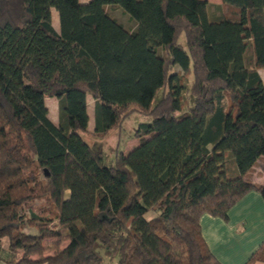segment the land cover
Listing matches in <instances>:
<instances>
[{"label": "trees", "instance_id": "obj_1", "mask_svg": "<svg viewBox=\"0 0 264 264\" xmlns=\"http://www.w3.org/2000/svg\"><path fill=\"white\" fill-rule=\"evenodd\" d=\"M220 2L214 19L210 0H0L6 263L221 264L200 217L264 199V0ZM87 95L97 137L150 117L112 165L82 137ZM257 261L264 240L244 264Z\"/></svg>", "mask_w": 264, "mask_h": 264}, {"label": "crops", "instance_id": "obj_2", "mask_svg": "<svg viewBox=\"0 0 264 264\" xmlns=\"http://www.w3.org/2000/svg\"><path fill=\"white\" fill-rule=\"evenodd\" d=\"M79 1L87 2L88 0ZM261 72L264 73V69L258 70L264 86ZM89 97L92 99L94 105L93 98L87 95L88 131L91 130L90 127H94L93 106L90 110ZM49 102L56 105L57 99L45 97L48 117L53 123L57 124L58 120H53L49 114ZM137 143L138 140L135 137L127 139L123 152L129 150ZM199 223L203 239L211 253L221 264H244L264 240V199L258 192L249 191L227 211V219L203 214L200 217ZM7 247L8 239H0V253L2 257L0 264H27L23 262L6 263L3 257L6 255ZM30 258L34 259L36 256H31ZM253 264L264 263L257 261Z\"/></svg>", "mask_w": 264, "mask_h": 264}, {"label": "rangeland", "instance_id": "obj_3", "mask_svg": "<svg viewBox=\"0 0 264 264\" xmlns=\"http://www.w3.org/2000/svg\"><path fill=\"white\" fill-rule=\"evenodd\" d=\"M211 5L209 6V12L211 18H218L222 14V7L220 0H210ZM106 11L113 17H115L120 23L124 25V27H134V22L131 16L123 10L121 7L112 8L110 6L105 7ZM51 22L56 30L59 28L58 15L55 9H51ZM178 71V67H175ZM262 77L264 79V73H262ZM161 94L158 93L157 99ZM55 99V97H54ZM88 103L90 106V110L93 106L92 99L88 98ZM49 114L53 120H58V105H53V103L49 102ZM150 121V117L144 116L138 112H133L129 114L128 117L122 123L121 130H112L107 135L103 137H97L92 134L93 127H90V131L87 130L82 137L83 139L91 146V148L95 151H99L102 153L104 158V164L109 166L113 164L114 156L116 151H121L123 147L126 145L125 142L129 137H132L134 129L138 126L139 123ZM252 179L254 181L260 182L261 177H259L256 173L252 174ZM150 217V215H148ZM147 217V218H148ZM27 232H34L33 229H26ZM65 243H63L64 245Z\"/></svg>", "mask_w": 264, "mask_h": 264}]
</instances>
